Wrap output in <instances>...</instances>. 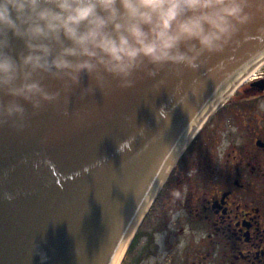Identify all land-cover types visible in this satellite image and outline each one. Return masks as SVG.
<instances>
[{
	"label": "water",
	"instance_id": "1",
	"mask_svg": "<svg viewBox=\"0 0 264 264\" xmlns=\"http://www.w3.org/2000/svg\"><path fill=\"white\" fill-rule=\"evenodd\" d=\"M248 8L252 21L195 69L166 65L91 94L78 87L29 108L23 127L0 122V264L118 263L194 134L264 63V5Z\"/></svg>",
	"mask_w": 264,
	"mask_h": 264
},
{
	"label": "clouds",
	"instance_id": "2",
	"mask_svg": "<svg viewBox=\"0 0 264 264\" xmlns=\"http://www.w3.org/2000/svg\"><path fill=\"white\" fill-rule=\"evenodd\" d=\"M248 5L249 0H0V122L7 117L23 127L29 108L59 104L78 87L91 94L107 88L110 79L132 87L138 72L156 77L166 65L195 69L205 53L221 50L252 21ZM85 76L88 86L81 87ZM46 80L59 86L51 88Z\"/></svg>",
	"mask_w": 264,
	"mask_h": 264
},
{
	"label": "flooded vegetation",
	"instance_id": "3",
	"mask_svg": "<svg viewBox=\"0 0 264 264\" xmlns=\"http://www.w3.org/2000/svg\"><path fill=\"white\" fill-rule=\"evenodd\" d=\"M258 67L194 134L125 264H264V63ZM158 200L170 211L163 224L151 215Z\"/></svg>",
	"mask_w": 264,
	"mask_h": 264
},
{
	"label": "rangeland",
	"instance_id": "4",
	"mask_svg": "<svg viewBox=\"0 0 264 264\" xmlns=\"http://www.w3.org/2000/svg\"><path fill=\"white\" fill-rule=\"evenodd\" d=\"M258 66H260V65H258ZM258 66H256V67H254L253 69H251V71H249V72H252V71H254L255 69H257V68H259ZM248 72V73H249ZM182 193H184V188L182 189ZM180 198H181V196H180ZM159 199H161L160 197H159ZM162 200V199H161ZM181 200V199H180ZM180 200H178V202L180 201ZM159 201V200H158ZM157 201V203H156V205H155V209H152V216H153V219L156 221V222H158V223H160V224H163V220H165L166 219V216H167V214L170 212V211H168V209H169V207L167 208V207H165V205L163 204V201H159L158 202ZM165 208V209H164ZM161 221H162V223H161ZM144 229V228H143ZM142 241H143V239H142ZM182 246H183V244H182V242L180 243V245L178 246V248H177V252L178 251H180L181 250V248H182ZM128 249V248H127ZM127 251V250H126ZM126 251H125V253H126ZM135 251H133V249H130V251L128 252V255L126 254V257H125V259H124V261H123V263L125 264V262H129L130 261V259H131V257L133 258V257H135ZM125 255V254H124ZM121 261V262H122ZM147 261V260H146ZM148 261H151V260H148ZM126 263V264H127ZM121 264V263H120Z\"/></svg>",
	"mask_w": 264,
	"mask_h": 264
},
{
	"label": "bare ground",
	"instance_id": "5",
	"mask_svg": "<svg viewBox=\"0 0 264 264\" xmlns=\"http://www.w3.org/2000/svg\"><path fill=\"white\" fill-rule=\"evenodd\" d=\"M126 247H127V246H126ZM124 253H125V252H122L121 256H119L120 258L118 257L119 260H118V263H117V264H120V262H121V260H122V258H123Z\"/></svg>",
	"mask_w": 264,
	"mask_h": 264
}]
</instances>
